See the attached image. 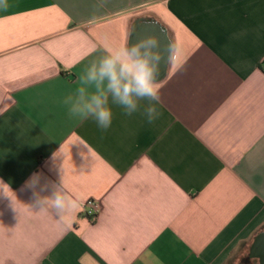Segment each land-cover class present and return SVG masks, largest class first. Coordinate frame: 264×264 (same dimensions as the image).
<instances>
[{"label":"crops","instance_id":"crops-1","mask_svg":"<svg viewBox=\"0 0 264 264\" xmlns=\"http://www.w3.org/2000/svg\"><path fill=\"white\" fill-rule=\"evenodd\" d=\"M5 4L0 264H264V0ZM148 35L159 117L141 101L131 116L110 102L104 131L69 118L83 70ZM35 172L75 209L35 207L23 189ZM90 198L104 205L95 221Z\"/></svg>","mask_w":264,"mask_h":264},{"label":"clouds","instance_id":"clouds-1","mask_svg":"<svg viewBox=\"0 0 264 264\" xmlns=\"http://www.w3.org/2000/svg\"><path fill=\"white\" fill-rule=\"evenodd\" d=\"M161 60L160 41L156 35H148L119 49L108 50L106 55L83 70L78 76L79 86L64 99L69 118H92L104 131L112 123L110 102L131 116L140 110V102L146 101L143 115L148 123H152L160 115L156 105L160 102L157 78ZM23 189L32 191L35 207L51 210L59 217L76 207L74 199L64 190L62 181L57 185L41 172L33 173L25 181Z\"/></svg>","mask_w":264,"mask_h":264},{"label":"built area","instance_id":"built-area-1","mask_svg":"<svg viewBox=\"0 0 264 264\" xmlns=\"http://www.w3.org/2000/svg\"><path fill=\"white\" fill-rule=\"evenodd\" d=\"M103 202L98 199L90 198L83 205V213L92 221H95L103 211Z\"/></svg>","mask_w":264,"mask_h":264}]
</instances>
